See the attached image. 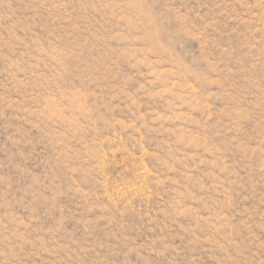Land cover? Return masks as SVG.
<instances>
[{"label": "rangeland", "instance_id": "1", "mask_svg": "<svg viewBox=\"0 0 264 264\" xmlns=\"http://www.w3.org/2000/svg\"><path fill=\"white\" fill-rule=\"evenodd\" d=\"M0 264H264V0H0Z\"/></svg>", "mask_w": 264, "mask_h": 264}]
</instances>
